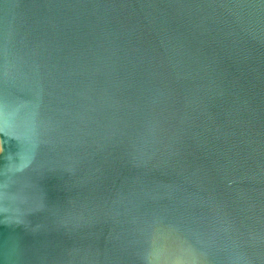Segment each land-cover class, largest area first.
<instances>
[{"label": "water", "instance_id": "water-1", "mask_svg": "<svg viewBox=\"0 0 264 264\" xmlns=\"http://www.w3.org/2000/svg\"><path fill=\"white\" fill-rule=\"evenodd\" d=\"M0 264H264V0H0Z\"/></svg>", "mask_w": 264, "mask_h": 264}]
</instances>
